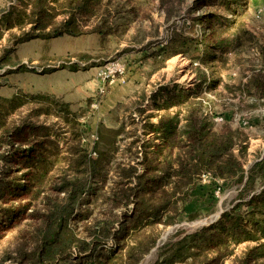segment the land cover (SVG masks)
I'll use <instances>...</instances> for the list:
<instances>
[{
  "label": "trees",
  "instance_id": "obj_1",
  "mask_svg": "<svg viewBox=\"0 0 264 264\" xmlns=\"http://www.w3.org/2000/svg\"><path fill=\"white\" fill-rule=\"evenodd\" d=\"M118 1L23 0L20 4L18 0V5L11 4L0 11V24L6 29L18 28L15 45L7 54V62L0 63V68H10V72H46L64 66L77 69L97 65L86 63L80 67L77 62L88 60L86 54L77 55L75 63L65 56L54 63L28 65L18 60L14 52L19 44L29 40L62 35L97 34L99 43L105 45L116 35L117 22L124 21L126 28L128 26L124 12L116 8ZM158 1L165 6L171 0ZM211 1L194 0L191 9H197L199 2L207 5ZM215 2L217 8L222 6L235 12L230 7L231 0ZM237 5L245 6L239 2ZM134 10L135 7L131 10L132 15ZM59 14L63 18L56 22L54 18ZM170 17L172 15L167 12L165 18ZM212 18H217L216 13L208 11L196 20ZM231 23H234L233 19L227 21V25ZM222 41L224 39L214 35L213 29L209 34L203 31L199 35L173 30L164 43L158 41L155 48L144 47L141 51L150 49L143 56L152 58L157 68L181 53L188 54L191 61L196 59L200 64L209 65L211 56L224 48ZM132 52L123 51L126 54ZM11 55L14 56L12 59ZM10 59L12 63L8 64ZM57 62L59 67H55ZM198 86L189 89L164 86L153 92L152 100L158 105L161 99L158 106L163 112L156 114V121H151V114L141 119L144 127L149 129L145 133L149 138L140 139L142 157L138 162L142 164V170L137 171L134 159L118 163L124 176L117 182L108 201L113 203L112 211L119 207L122 210L99 213L100 218L96 217L93 223L90 222L95 218L91 200L97 193L93 182L96 184L97 177L107 174L104 167L112 159L108 155L118 151L115 144L122 130L99 123L91 151L94 155L77 145L68 155H56L48 161L51 157L41 149L47 136L33 134L45 126L8 124L0 135V159L5 162L1 170L4 172L0 174V215L4 222L15 225L27 219L25 225L30 229L19 230L22 243L17 244L14 254L7 252L1 256L0 264H138L156 240L147 228L157 223H174L178 205L187 201L201 174L220 179L224 184L240 183L238 201L225 209L213 224L164 243L151 264H224L233 255L235 246L245 241L253 243L234 255L231 264H264V153L247 170L243 168L240 158L232 152L239 130L232 129L226 122L216 127L203 114ZM23 93L26 92L18 90L9 97L0 96V114L9 107L14 108V101ZM27 95L54 99L55 103L60 100L63 107L70 106L53 95ZM170 108L175 111L169 112ZM10 114L11 111H5L4 117ZM78 124L84 128L83 123ZM31 135L34 141L29 144ZM50 142L55 144L54 140ZM4 144L8 149L1 151ZM23 145L27 147L23 148ZM16 161L22 163L13 170L22 172V177L8 179L11 164ZM56 166V181L50 182L49 191L45 190L39 180ZM52 193L55 197H51ZM128 206L131 208L127 209ZM170 206L175 207L174 214H170ZM79 222H83L82 229H79ZM108 239H112V244L108 245Z\"/></svg>",
  "mask_w": 264,
  "mask_h": 264
},
{
  "label": "rangeland",
  "instance_id": "obj_2",
  "mask_svg": "<svg viewBox=\"0 0 264 264\" xmlns=\"http://www.w3.org/2000/svg\"><path fill=\"white\" fill-rule=\"evenodd\" d=\"M21 1L23 0H19L20 4ZM231 1L229 4L231 9L235 10L234 13L222 6L217 8L215 0L207 5L199 2L197 9H191L194 0H171L165 6L158 0H119V6L116 8L124 12L128 26L126 28L124 21L117 22L116 35L111 36L105 45L99 43L96 35L85 34L78 37L64 35L54 39H35L27 45L20 46L18 50L20 53L31 50L44 54L51 48L66 47L68 50H65L63 57L66 56L65 59L74 63L77 55H88V60H78L77 64L80 67L86 63H95L98 68L109 60L120 58L128 71L131 62L135 61L133 66L135 69L142 66L146 79L138 92L126 97L109 114L97 121L94 120L93 114L88 113L89 109H73L71 106L67 108L61 105L60 100H56L55 103L54 99L33 98L23 93L14 101V108L9 107L5 110L11 111L9 116L4 117L5 111L0 114V135L8 128V124L33 123L37 126H45L38 130V133L33 132V134L47 136L48 140H44V147L40 148L51 157L48 160L51 161L56 155L59 157L68 155L77 145H81L92 154L99 123L114 130H122L118 137L119 141L115 144V147L118 146V151L114 153L112 151L108 155L112 159L109 164H105L107 174L97 177L96 184L93 182L97 190L91 200L95 218L90 222L93 223L100 218L97 216L99 213L109 214L110 211L111 214L122 210L119 207L112 211L113 203L108 201L117 182L124 176L122 167L118 163L134 159L133 161L137 162L135 164L137 171L142 170V164L138 162L142 157L140 139L149 138L145 134L149 129L144 127L141 119L151 114V121H156V114L163 112L158 106L162 103L161 99L158 105L154 104L153 92L164 86L173 88L177 85L179 88L189 89L199 84V95L203 99V114L212 120L216 127L226 122L232 129L239 130L240 135L232 152L240 158L243 168L247 170L264 153V0ZM238 2L245 6L237 5ZM11 4L18 5V0H0V11L7 9ZM131 7H135L133 15ZM208 11L215 12L217 18L205 19L201 22L196 20L200 14ZM167 12L172 15L169 19L165 18ZM62 18L63 15L59 14L54 20L59 22ZM230 19H233L234 23L227 25ZM211 29L214 35L224 39L222 41L224 48L211 56L209 65L200 64L196 59L191 61L188 54L181 53L168 59L160 69L156 67L152 58L139 56L129 60L125 56L126 53H123L127 50L139 52L142 48L150 46L155 48L158 41L164 43L173 30L199 35L203 31L209 34ZM17 34V27L6 29L4 24H0V63L7 62V54L14 47V36ZM149 51L150 49H147L146 52ZM13 57L11 55V59ZM11 59L8 64L12 63ZM58 59L61 57L50 62L54 63ZM10 70L7 67L0 68L1 82L6 80L5 75L9 74ZM126 74L127 72L124 76ZM4 91L8 89L5 88ZM55 98L59 99V97ZM89 107L93 108V106ZM173 111L175 108H170L169 112ZM89 114L92 117H89ZM216 117H222V120L216 121ZM180 122L184 123L182 114ZM78 123H83L84 128ZM29 139L30 144L34 141V136L31 135ZM50 140H54L55 144ZM25 147L27 145H23V148ZM6 149L8 146L4 144L1 151ZM20 163L22 162L16 161L11 164L12 170L8 179L22 177V172L13 170ZM4 165V160L0 159V174L4 172L1 171ZM56 170L57 166L39 180L42 181L45 190L49 191L50 182L56 181ZM240 187V183L224 184L220 179H211L208 175L201 174L194 189L190 191L187 201L178 205L176 221L168 225L157 223L147 228L156 240L138 264H151L157 257L159 247L164 243L184 233L213 224L225 209L238 201L237 194ZM51 197H55V194L52 193ZM130 208L131 206L127 207ZM169 211L170 214H174L175 207L170 206ZM26 223L27 219L19 225L9 224L4 222L3 216L0 215V257L7 252L15 253L17 244L22 243L19 230L30 229L29 225H25ZM78 225L79 229H82L83 222H79ZM110 241L112 239L107 240L108 245L112 244ZM252 243L245 241L236 245L233 255L230 259H226L224 264H231L232 257L240 254L245 246ZM75 255L72 256L73 259H76Z\"/></svg>",
  "mask_w": 264,
  "mask_h": 264
},
{
  "label": "crops",
  "instance_id": "obj_3",
  "mask_svg": "<svg viewBox=\"0 0 264 264\" xmlns=\"http://www.w3.org/2000/svg\"><path fill=\"white\" fill-rule=\"evenodd\" d=\"M94 35L97 36V34ZM32 40L21 43L16 47L14 53L16 58L21 62L27 61L36 63V65H45V63L63 57L66 52L65 50H68L66 47L59 49L51 48L45 54L31 50H27L25 53H20L18 51L20 46L27 45ZM145 53V51L132 52L125 56L129 58V60H133L139 58V56L144 57L143 55ZM134 62L135 61L131 62L132 64L126 76L108 85L105 93L96 103L93 102L94 96L100 85L97 76V66L77 69L64 66L46 72L16 70L5 75L6 80L4 82L0 81V96L9 97L18 90H22L26 93L50 94L68 102L73 109H89L90 112H87L93 114L95 117L94 120L97 121L104 118L118 103H121L134 92H138L139 88H141L142 83L146 79V75L144 74V68H142V66L135 69V66H133ZM163 67L164 66L161 68ZM5 88L8 89V91H4ZM89 106H93L94 109ZM90 114L89 117H92Z\"/></svg>",
  "mask_w": 264,
  "mask_h": 264
},
{
  "label": "built area",
  "instance_id": "obj_4",
  "mask_svg": "<svg viewBox=\"0 0 264 264\" xmlns=\"http://www.w3.org/2000/svg\"><path fill=\"white\" fill-rule=\"evenodd\" d=\"M25 63V62H24ZM28 65L32 63L26 62ZM59 63L55 67H59ZM127 72V67L125 63L120 58H115L99 65L97 68V76L100 81L97 93L94 96V103L105 93L108 85L112 84L117 79H121ZM216 121L222 120V117H216Z\"/></svg>",
  "mask_w": 264,
  "mask_h": 264
}]
</instances>
